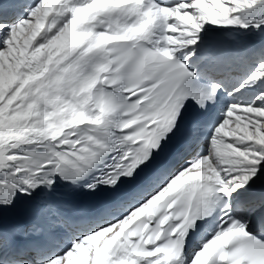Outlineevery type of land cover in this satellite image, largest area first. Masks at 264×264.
I'll use <instances>...</instances> for the list:
<instances>
[{
	"label": "snow or ice",
	"instance_id": "6c2138e0",
	"mask_svg": "<svg viewBox=\"0 0 264 264\" xmlns=\"http://www.w3.org/2000/svg\"><path fill=\"white\" fill-rule=\"evenodd\" d=\"M0 264H264V0H0Z\"/></svg>",
	"mask_w": 264,
	"mask_h": 264
}]
</instances>
